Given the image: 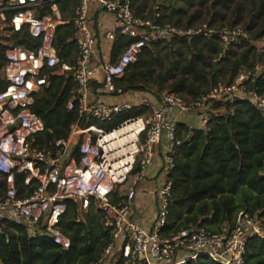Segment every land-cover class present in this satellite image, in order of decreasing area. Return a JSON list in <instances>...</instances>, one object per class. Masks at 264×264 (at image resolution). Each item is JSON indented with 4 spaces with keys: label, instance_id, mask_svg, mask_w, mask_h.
I'll use <instances>...</instances> for the list:
<instances>
[{
    "label": "built area",
    "instance_id": "2783aa9c",
    "mask_svg": "<svg viewBox=\"0 0 264 264\" xmlns=\"http://www.w3.org/2000/svg\"><path fill=\"white\" fill-rule=\"evenodd\" d=\"M59 1L0 0V43L6 46L0 73V81L5 84L0 90V186L6 188L0 197V230L4 222L15 223L26 229L29 238L49 237L68 252L71 241L63 235L60 220L67 211L66 203L75 201L82 211L92 204L101 210L105 227L112 233V243L92 264H115L118 253L127 264H175L177 257L181 258L179 264H187L201 255L218 264H246L248 241L264 238L263 222L257 215L239 211L233 229L225 228L220 233L190 226L166 238L162 230L173 201L170 173L176 166L177 150L185 142L179 134V120L195 114L200 119V131L207 132L215 117L228 114L214 105L233 104L239 94L252 101L264 116V95L253 87L264 72L263 65L240 73L232 83L219 82L191 100L163 92L157 106L146 101L139 107L151 109L150 115L128 119L112 130L75 124L67 140H55L45 148L36 145L45 124L32 107L35 96L49 86V76L59 74L72 78L75 84L67 108H78L80 119L109 122L113 115L133 109L130 103L92 105L90 84L98 73L93 62L97 37L90 28L92 5L115 18L106 35L108 40H132L116 62L102 66V91L110 95H124L116 82L149 45L175 38H217L225 52L249 41V32L241 27L215 29L207 24L191 29L162 25L158 12L153 17L136 15L132 0H79L72 20L78 55L75 65H70L59 58L56 48L57 28L63 24ZM24 34L38 42L35 50L16 45L17 38ZM158 157L161 185L154 192L144 190L145 195H156L158 207L157 220L147 230L134 217L133 206L138 184ZM17 175H26L25 186L38 183L30 196L19 194ZM116 194L121 198L119 204L112 202Z\"/></svg>",
    "mask_w": 264,
    "mask_h": 264
},
{
    "label": "trees",
    "instance_id": "16d2710c",
    "mask_svg": "<svg viewBox=\"0 0 264 264\" xmlns=\"http://www.w3.org/2000/svg\"><path fill=\"white\" fill-rule=\"evenodd\" d=\"M63 1L74 2L76 6L79 3V0ZM132 1L136 15L147 13L142 17H153L158 12L162 25L184 29L203 24L215 29L241 27L249 32L251 39L225 52L217 38H175L149 45L116 82L124 93L136 91L159 98L169 91L191 100L209 92L219 82L232 83L240 73L264 66V49L260 48L264 38V0H179L183 3L180 6L171 3L173 0ZM75 34L72 22L57 28L59 58L70 65H75L78 55ZM131 42L118 37L116 45L123 49ZM16 45L35 50L38 42L24 34L17 38ZM5 49L0 43V73L5 64ZM48 81L49 86L35 96L32 107L45 124V132L36 141L40 148L51 146L55 140H67L75 124L81 128L97 126L112 130L128 119L152 113L149 108L133 107L113 115L109 122L80 119L78 108L71 111L67 108L75 88L72 78L54 75ZM91 84L94 93L103 88V83L98 85L97 80ZM4 86L0 81V90ZM253 87L264 95V72L257 76ZM214 108L224 109L228 114L215 117L207 132L186 129L187 143L177 150L176 166L170 173L173 201L162 230L163 237L170 238L190 226L214 233H220L225 225L233 229L239 211L257 215L264 228V116L245 97L237 98L233 104L216 103ZM138 171L139 168L135 173ZM25 178L26 175H17L16 185L19 194L28 197L38 183L25 186ZM5 190V185H1L0 197ZM112 202L119 204L121 198L116 194ZM66 204L67 211L60 220L63 235L71 241L66 259L51 238L31 239L23 226L4 222L0 230V263L92 264L98 261L112 243L103 212L94 204L87 211H82L75 201ZM246 249V264H264V238H252ZM115 264L127 262L118 253ZM187 264L218 263L201 255Z\"/></svg>",
    "mask_w": 264,
    "mask_h": 264
},
{
    "label": "crops",
    "instance_id": "0c3cea01",
    "mask_svg": "<svg viewBox=\"0 0 264 264\" xmlns=\"http://www.w3.org/2000/svg\"><path fill=\"white\" fill-rule=\"evenodd\" d=\"M176 0H173L171 3L175 4ZM179 5L183 3L177 0ZM60 7H58L62 25L69 24L74 18V11L76 4L74 2H66L61 0L59 2ZM48 8H46V13ZM147 14V13H145ZM141 16H146V15ZM115 23V18L111 14H108L99 8L96 5H92L90 8V28L97 37V50L94 57V65L98 68V73L96 79L99 83L103 81V71L102 66L106 62H116L119 59V56L123 52V49L118 48L117 40L110 41L106 38V35L111 31L113 24ZM61 25V26H62ZM264 46L262 43L260 47ZM57 76H60L57 74ZM91 91V101L92 105H106V106H116L122 103H130L133 107H140L144 102H151L154 107L158 105V98H154L152 95L130 91L124 93L123 96L110 95L102 90H98L97 93H94L92 89V84L90 86ZM145 94L147 95L145 97ZM245 97L242 94L238 95V98ZM246 98V97H245ZM179 134L182 138L186 139V129L190 131L200 130V119L195 114H189L179 120ZM186 142V141H185ZM184 142V144H186ZM161 162L159 157L156 159L153 165L149 167L147 175L143 181H141L137 186V195L134 200V217L139 222V224L147 230H151L157 220L158 216V207L156 195H145L144 190H150L152 192L156 191L163 179V174L161 173ZM227 226H223V229ZM181 258L177 257L175 264H179Z\"/></svg>",
    "mask_w": 264,
    "mask_h": 264
},
{
    "label": "rangeland",
    "instance_id": "374dc122",
    "mask_svg": "<svg viewBox=\"0 0 264 264\" xmlns=\"http://www.w3.org/2000/svg\"><path fill=\"white\" fill-rule=\"evenodd\" d=\"M164 2V1H163ZM178 1L176 0L175 1V4H177L178 6H180L178 3H177ZM165 3V2H164ZM166 4V3H165ZM159 5L162 7V8H164V6H163V3H159ZM261 48V47H260ZM162 54V56H164L165 55V52H162L161 53ZM147 95L145 94V97H146ZM1 264V263H0Z\"/></svg>",
    "mask_w": 264,
    "mask_h": 264
},
{
    "label": "water",
    "instance_id": "95a60500",
    "mask_svg": "<svg viewBox=\"0 0 264 264\" xmlns=\"http://www.w3.org/2000/svg\"><path fill=\"white\" fill-rule=\"evenodd\" d=\"M185 143H187V142H185ZM62 254H63V256H64V258L66 259V257H67V251H62Z\"/></svg>",
    "mask_w": 264,
    "mask_h": 264
}]
</instances>
